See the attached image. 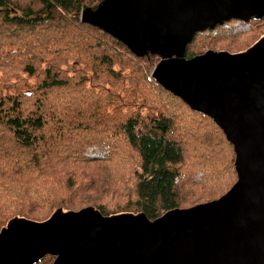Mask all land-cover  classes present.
Returning a JSON list of instances; mask_svg holds the SVG:
<instances>
[{"label":"trees","instance_id":"1","mask_svg":"<svg viewBox=\"0 0 264 264\" xmlns=\"http://www.w3.org/2000/svg\"><path fill=\"white\" fill-rule=\"evenodd\" d=\"M21 1L0 0L1 73L21 70L36 82L14 95L0 92V227L15 216L43 221L57 208L142 212L153 220L181 207L188 137H196L189 155L199 157L194 166L214 161L220 179H237L233 147L221 128L149 77L148 59L158 57L135 56L80 21L81 10L101 0ZM262 18L244 22V29L216 25L235 33L218 47L252 44ZM201 32L187 44V58L196 54L192 44ZM212 134L222 146L215 158L210 141L200 138ZM233 180H216L187 205L214 200Z\"/></svg>","mask_w":264,"mask_h":264},{"label":"water","instance_id":"2","mask_svg":"<svg viewBox=\"0 0 264 264\" xmlns=\"http://www.w3.org/2000/svg\"><path fill=\"white\" fill-rule=\"evenodd\" d=\"M262 17L264 0H101L81 10V22L135 56L159 58L152 78L221 128L237 179L217 199L153 220L91 206L57 208L43 221L12 217L0 229V264L46 255L51 264H264V34L245 53L185 56L197 32Z\"/></svg>","mask_w":264,"mask_h":264},{"label":"rangeland","instance_id":"3","mask_svg":"<svg viewBox=\"0 0 264 264\" xmlns=\"http://www.w3.org/2000/svg\"><path fill=\"white\" fill-rule=\"evenodd\" d=\"M30 1H33V0H22L21 2L25 3V2H30ZM227 24H228V27H230V28H232V27H234V28L246 27L244 25V22L239 21V20L228 21ZM257 28H259V34L257 35L254 42H256L264 34V18H262L261 23L256 26V32H257ZM213 30H216V31L212 32ZM213 30H209V31L206 30V31L201 32V33L196 35L195 41H197L199 38L200 39H199L198 43L194 42L192 44V52L196 53V54L192 53L193 54L192 56L204 53L208 50H213L216 52L225 51V52H229L232 54L245 53V52H248L250 46H252L254 44V42H253L250 45H245V46L240 47L238 49H235L233 51L228 50L227 48H224V47H218L219 45L222 46V45L229 44L230 40H226V39H231L233 35L235 36V33H233L232 31H230L227 28H222V27H218V28L215 27ZM213 35H216V37L215 38L212 37ZM8 36H13V35H8ZM1 48L4 49L5 52L7 51L8 48H7V42L6 41H4L2 43ZM21 60H22V57L20 58V61ZM158 61H159V58H152V59L149 58L148 59L149 65L151 67V70L149 73L150 78H152L151 72H152L153 68L155 67V65L158 63ZM1 64H3V60L0 63V83H2V86H0V92L2 94L14 95L15 93H17V90L19 91V90H25L26 89V84H25L26 82L29 84H34L36 82V79L34 77H29L27 75V73H25L21 70L13 71V76H11V77H3L2 76L3 73H1L2 72ZM87 87H90V85L88 84ZM106 89H107V86H106ZM144 112L145 111H143V113ZM212 137L218 138V136L215 134L210 135L209 138H206L204 136H200V138L202 140H203V138H205L206 140L210 141V145H211L210 148L214 152V155H212L211 157L215 158V157H217V153L219 154V152L222 150V146L220 145V143H216V139H211ZM195 138L196 137H188V138L184 139V142L187 143V146H186L187 147V151H186L187 163H186V166L184 169V171H185L184 175L180 176V185H181V187H184V190L187 193L185 195L180 194V196H181L180 198L182 199V202L180 204L181 207H178V208L191 207L192 204L187 205V203L192 201V199H193L192 197L194 195L201 193L204 196L206 193H208L210 190H212L214 188V186L218 185V181H221L222 179L223 180L226 179L227 182L229 183V182H231V180H233V178H230L229 176H226V177H223L222 179H220V176H222V174L218 171V169L214 165V161L203 160L200 167H196V166H194V164H192L194 161L198 160V158H199L196 156H190L189 157L190 151L192 150V147L197 144ZM188 173H190L192 175V178H190L189 175H186ZM199 173H202L205 176L202 178V176ZM216 180H218V181L216 183H214ZM189 181L191 183L185 185V183L189 182ZM235 181H236V179H234L232 181V183L230 184V187L233 185V183ZM208 182H212L214 184L208 185ZM223 194H225V193H223ZM219 197H217V198H219ZM217 198H215V199H217ZM203 199L204 198H197L196 202H200ZM201 203H204V202H201ZM198 204H200V203H198ZM86 207H89V206H86ZM126 212H130V211L117 212L116 214H120V213L122 214V213H126ZM130 213H134V212H130ZM3 226H5V224L2 225L0 227V229ZM53 259H54L53 256L46 255L40 261H38L35 264H51L53 262Z\"/></svg>","mask_w":264,"mask_h":264},{"label":"bare ground","instance_id":"4","mask_svg":"<svg viewBox=\"0 0 264 264\" xmlns=\"http://www.w3.org/2000/svg\"><path fill=\"white\" fill-rule=\"evenodd\" d=\"M257 42L256 44L252 45L250 48L254 47L253 50L256 48Z\"/></svg>","mask_w":264,"mask_h":264}]
</instances>
